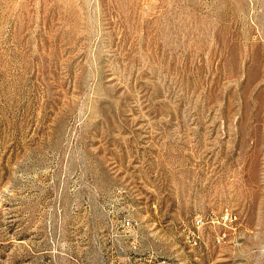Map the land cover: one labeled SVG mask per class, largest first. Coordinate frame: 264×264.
Segmentation results:
<instances>
[{
    "label": "rangeland",
    "instance_id": "374dc122",
    "mask_svg": "<svg viewBox=\"0 0 264 264\" xmlns=\"http://www.w3.org/2000/svg\"><path fill=\"white\" fill-rule=\"evenodd\" d=\"M0 264H264V0H0Z\"/></svg>",
    "mask_w": 264,
    "mask_h": 264
}]
</instances>
